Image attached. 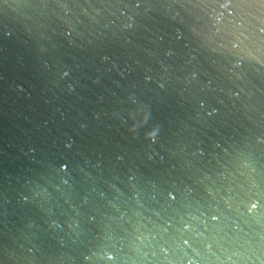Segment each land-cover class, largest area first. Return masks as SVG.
Instances as JSON below:
<instances>
[{
  "label": "water",
  "instance_id": "water-1",
  "mask_svg": "<svg viewBox=\"0 0 264 264\" xmlns=\"http://www.w3.org/2000/svg\"><path fill=\"white\" fill-rule=\"evenodd\" d=\"M0 264H264V0H0Z\"/></svg>",
  "mask_w": 264,
  "mask_h": 264
}]
</instances>
